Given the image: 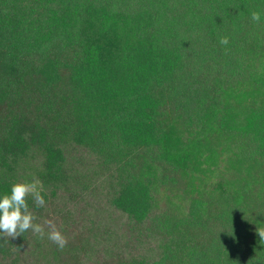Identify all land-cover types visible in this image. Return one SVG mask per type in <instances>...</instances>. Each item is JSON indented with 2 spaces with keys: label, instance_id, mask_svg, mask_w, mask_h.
I'll use <instances>...</instances> for the list:
<instances>
[{
  "label": "trees",
  "instance_id": "trees-1",
  "mask_svg": "<svg viewBox=\"0 0 264 264\" xmlns=\"http://www.w3.org/2000/svg\"><path fill=\"white\" fill-rule=\"evenodd\" d=\"M220 139L230 196L193 181ZM33 178L67 246L0 236V264H264V0H0V196Z\"/></svg>",
  "mask_w": 264,
  "mask_h": 264
},
{
  "label": "rangeland",
  "instance_id": "rangeland-1",
  "mask_svg": "<svg viewBox=\"0 0 264 264\" xmlns=\"http://www.w3.org/2000/svg\"><path fill=\"white\" fill-rule=\"evenodd\" d=\"M233 149H234V145L232 142L223 141L222 139H220L218 142H216V144L213 146V149H212L214 164L208 165L207 163H203L204 162L203 161L204 158H203V159L199 160L200 165H198V164L195 165V168L193 169V170H195L193 181L195 182L196 185H199V188L203 189L202 192L206 193V190H209L210 192H214V189H215L216 193L220 194V191L217 188V183L219 185L218 187H221L226 192V194L229 196H230L231 192H233L234 190L239 188L236 179L239 176H241V174L238 173V170L236 169L238 167H235L233 165V167L236 171L233 170L231 167V163H229L227 160V157L229 158L231 151ZM238 166H240V165H238ZM207 168H210L212 170V172L207 171ZM239 168H242V166ZM191 183H193L191 180H188L187 178H185L184 182H183V186H186V185L189 186ZM254 193L255 192H252V196H253L252 206H259V208L261 209L262 207H264V203L261 204V202H257L255 200ZM171 194H173V192H170V195ZM164 195H165V193H163V196ZM167 195H169V193H167ZM242 195L246 196L244 192L242 193ZM196 197H198V191L196 193ZM85 199H87L86 200V202H87L86 206L84 205L83 202H81V201L78 202V204L81 206H84L85 209H87V211L89 210V214L87 215V218L84 219V217H83L85 224H87L90 220H92L93 226L99 227L102 225V227H104V226L110 225L111 229L116 231V232H114L115 234H122L125 236H129L130 238H136L137 237L136 235H139L138 231H135V229L132 228V224L130 223L129 220H127V218H121L120 220H117V222H115V221L109 222L110 220L106 219V217H105V212L102 210L99 211L97 209L96 205L99 204V202L97 200L92 199L91 196H89V195H87V197ZM212 200H213L212 206L214 208H217V205H218L217 197L214 196ZM259 208H257V210H255V209L251 210L249 208L246 211L247 214H245L244 218L249 219L250 217H254L253 215H255L256 213L260 212V215L263 216V219H262V222H263V220H264V208L262 210H260ZM242 215H243V213H242ZM258 228L259 227H257L256 229H258ZM253 229H255V228H253ZM133 249H134V247L132 246V248L130 249V252H132ZM95 258H98V256H96ZM89 263L92 264L90 261H89Z\"/></svg>",
  "mask_w": 264,
  "mask_h": 264
},
{
  "label": "clouds",
  "instance_id": "clouds-1",
  "mask_svg": "<svg viewBox=\"0 0 264 264\" xmlns=\"http://www.w3.org/2000/svg\"><path fill=\"white\" fill-rule=\"evenodd\" d=\"M252 21L260 22L261 12L250 13ZM221 45H228L229 38L221 36ZM44 187L38 178L31 182H14L10 188V194L0 196V236L16 238L31 229L34 235L41 239L47 237L49 241L63 250L68 243L67 237L51 219H45L43 223H34L35 215L29 210L27 198L31 196L37 207H44L45 199L42 193ZM261 240H264V229H257Z\"/></svg>",
  "mask_w": 264,
  "mask_h": 264
}]
</instances>
